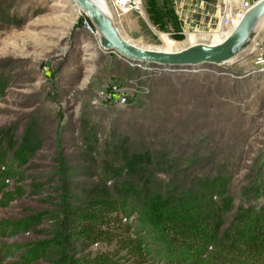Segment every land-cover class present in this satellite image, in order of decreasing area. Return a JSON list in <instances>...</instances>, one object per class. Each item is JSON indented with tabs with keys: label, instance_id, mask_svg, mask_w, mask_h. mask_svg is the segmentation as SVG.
I'll list each match as a JSON object with an SVG mask.
<instances>
[{
	"label": "rangeland",
	"instance_id": "rangeland-1",
	"mask_svg": "<svg viewBox=\"0 0 264 264\" xmlns=\"http://www.w3.org/2000/svg\"><path fill=\"white\" fill-rule=\"evenodd\" d=\"M243 2L147 0L114 23L140 47L180 51L221 38L225 8ZM80 20L73 0H0V264H165L177 237L149 205L166 171L190 166L181 157L199 163L181 179L214 184L197 189L216 229L203 264H221L219 249L264 260V23L233 62L161 73L102 50ZM130 80L149 89L137 105L95 104Z\"/></svg>",
	"mask_w": 264,
	"mask_h": 264
},
{
	"label": "trees",
	"instance_id": "trees-1",
	"mask_svg": "<svg viewBox=\"0 0 264 264\" xmlns=\"http://www.w3.org/2000/svg\"><path fill=\"white\" fill-rule=\"evenodd\" d=\"M186 161L191 162L190 166H188L187 168L178 167L174 172H165L168 179L167 185L169 188H167L168 191H165V195L155 192L154 189L158 188H156V185L157 179L159 180V178L157 177L155 172L152 173V183L150 185L152 187V190L154 191H152L151 195L153 197V200L149 205V214L154 220L153 226H161L163 227V229L169 227L171 230H173V235L177 237L175 241H165L166 246L163 253V255L165 256V260L161 261L165 264H203V256L204 253H206L203 251H208V248L210 247L209 245L212 244L213 241H215L216 229L214 228V226H211L206 220H200L201 215H203L204 218H206L207 215L202 211H199V209L204 207L210 210V206L199 201L197 193L198 188L203 187V191H205L210 187H213L214 184H211V181L209 182L211 178H206L208 176H205L203 174L192 175L195 176V178H193V182H191L188 178L184 180L181 179L178 175L188 173L190 171L191 165H199L198 161L191 159V157H181L174 159V162L180 163L182 167L185 166ZM172 175H176L179 178L175 177L174 180L172 178ZM177 192H179L183 197L181 195L177 196ZM189 196H192V198L190 199H192V201L194 202L196 201L195 203L197 204H194V202H192L191 204L190 202H187L188 204H184L185 202L183 201H187ZM185 197H187V199H184ZM179 206H185V213L179 218H176L177 215L173 213L172 220H170V212H172V210L175 211L174 209L179 208ZM168 222L170 223V226L167 225ZM256 241L259 242V239H257ZM232 243L229 245L230 248L233 245ZM194 245H196V247ZM260 251L261 250L259 248H254L247 254L242 252V256L245 255V258L243 260L244 263L246 264L251 262L255 264H264V260L261 258L262 253ZM217 252V257H219L223 261L221 264L242 263L239 262L235 255L229 257V253L226 250V253H224V250L222 249L217 250ZM211 255L212 254H210L209 256ZM144 256L147 255L144 254Z\"/></svg>",
	"mask_w": 264,
	"mask_h": 264
},
{
	"label": "water",
	"instance_id": "water-1",
	"mask_svg": "<svg viewBox=\"0 0 264 264\" xmlns=\"http://www.w3.org/2000/svg\"><path fill=\"white\" fill-rule=\"evenodd\" d=\"M85 12L100 33L99 46L113 51L134 63L154 65L163 69L200 68L220 66L238 59L257 36V26L264 18V0H258L245 13L237 26L220 42L196 43L180 51H166L140 47L126 39L94 0H73Z\"/></svg>",
	"mask_w": 264,
	"mask_h": 264
},
{
	"label": "built area",
	"instance_id": "built-area-1",
	"mask_svg": "<svg viewBox=\"0 0 264 264\" xmlns=\"http://www.w3.org/2000/svg\"><path fill=\"white\" fill-rule=\"evenodd\" d=\"M110 12L114 19H121L131 13L143 14L145 0H109ZM254 3L251 0H244L243 5L238 10H233V7L227 6L225 8V14L221 18V25L225 27L222 32L225 37L233 30L242 17L248 12ZM81 16V27L88 32L92 37H95L99 42L100 33L88 18L86 13L79 11ZM103 50V49H102ZM105 51V50H104ZM132 66H136L141 70L151 71L156 69L161 73L168 72L172 69H163L158 66H152L142 63H135ZM168 70V71H167ZM149 93V89L145 85H139L136 80L127 81V83L113 82L106 89L100 93V97L95 104L100 107H128L138 104L139 99ZM1 170L6 171V165L0 166Z\"/></svg>",
	"mask_w": 264,
	"mask_h": 264
},
{
	"label": "bare ground",
	"instance_id": "bare-ground-1",
	"mask_svg": "<svg viewBox=\"0 0 264 264\" xmlns=\"http://www.w3.org/2000/svg\"><path fill=\"white\" fill-rule=\"evenodd\" d=\"M104 11H105V13L110 17V18H112V19H114L113 18V16H112V14H111V12H110V6H109V3H108V1H107V3H106V1L105 0H94ZM231 3V0H225V4H230ZM79 9V8H78ZM79 11H81L80 9H79ZM83 12V11H82ZM85 13V12H84ZM114 21V20H113ZM262 22V23H261ZM263 23H264V18L259 22V24H258V26H257V35H258V28H259V26H260V24H261V26L263 25ZM260 26V27H261ZM257 37V36H256ZM256 37H255V39H256ZM253 40V42L255 41V44H254V46H253V48H252V51H254L258 46H260V44H261V41H262V38H258L257 40ZM222 40V38H219V39H217V40H215L214 42L215 43H217V42H220ZM253 42H252V44H253ZM251 44V45H252ZM251 47V46H250ZM249 47V48H250ZM248 48V49H249ZM247 49V50H248ZM246 50V51H247ZM245 51V52H246ZM244 52V53H245Z\"/></svg>",
	"mask_w": 264,
	"mask_h": 264
},
{
	"label": "crops",
	"instance_id": "crops-1",
	"mask_svg": "<svg viewBox=\"0 0 264 264\" xmlns=\"http://www.w3.org/2000/svg\"><path fill=\"white\" fill-rule=\"evenodd\" d=\"M146 2H147V0H145V3H146ZM145 3H144V5H145ZM221 38H224V36L222 35Z\"/></svg>",
	"mask_w": 264,
	"mask_h": 264
}]
</instances>
